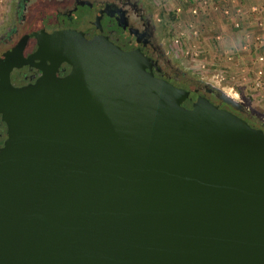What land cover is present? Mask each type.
Masks as SVG:
<instances>
[{
	"label": "water",
	"instance_id": "obj_1",
	"mask_svg": "<svg viewBox=\"0 0 264 264\" xmlns=\"http://www.w3.org/2000/svg\"><path fill=\"white\" fill-rule=\"evenodd\" d=\"M37 50L70 67L14 87L0 59V264H264L261 128L99 34Z\"/></svg>",
	"mask_w": 264,
	"mask_h": 264
},
{
	"label": "flooded vegetation",
	"instance_id": "obj_2",
	"mask_svg": "<svg viewBox=\"0 0 264 264\" xmlns=\"http://www.w3.org/2000/svg\"><path fill=\"white\" fill-rule=\"evenodd\" d=\"M152 0H9L0 21V59L12 65L8 82L20 87L35 82L43 71L63 76L69 65L47 52L37 50L41 34L60 30H75L85 39L99 34L124 51L138 49L147 59L152 75L163 78L175 87L195 91L217 107L226 108L244 118L218 97L220 90L194 77L172 59L167 33L157 18ZM46 54V55H45ZM190 99L182 105L190 107ZM243 106V105H242ZM6 124L0 114V144Z\"/></svg>",
	"mask_w": 264,
	"mask_h": 264
},
{
	"label": "crops",
	"instance_id": "obj_3",
	"mask_svg": "<svg viewBox=\"0 0 264 264\" xmlns=\"http://www.w3.org/2000/svg\"><path fill=\"white\" fill-rule=\"evenodd\" d=\"M196 6L190 9L197 10L202 48L220 55L219 64L234 68V77L241 74L248 86L260 81L257 97L264 101V0H202Z\"/></svg>",
	"mask_w": 264,
	"mask_h": 264
},
{
	"label": "rangeland",
	"instance_id": "obj_4",
	"mask_svg": "<svg viewBox=\"0 0 264 264\" xmlns=\"http://www.w3.org/2000/svg\"><path fill=\"white\" fill-rule=\"evenodd\" d=\"M155 13L167 33V44L172 59L180 67L216 88L227 92L239 101L244 109H250L259 113L264 118V101H259L261 83L256 86L247 85V78L242 80L235 78L232 69H227V64L220 65V55H214L209 47H203L204 43L199 31L203 34L202 27L198 24L196 16L198 6L202 0H152ZM9 0H0V21L4 17ZM207 3V1L205 2ZM195 6L193 13L190 7ZM178 8L176 10L175 8ZM189 8V9H188ZM170 13L176 16L175 21L170 20ZM200 28V29H199ZM199 30V31H198ZM208 48V49H206ZM237 76V75H236Z\"/></svg>",
	"mask_w": 264,
	"mask_h": 264
},
{
	"label": "trees",
	"instance_id": "obj_5",
	"mask_svg": "<svg viewBox=\"0 0 264 264\" xmlns=\"http://www.w3.org/2000/svg\"><path fill=\"white\" fill-rule=\"evenodd\" d=\"M170 20L175 21L176 16L173 13H170ZM246 114L244 116V119L249 123L251 126L259 127L264 131V118L262 115H259L256 111L245 109Z\"/></svg>",
	"mask_w": 264,
	"mask_h": 264
},
{
	"label": "built area",
	"instance_id": "obj_6",
	"mask_svg": "<svg viewBox=\"0 0 264 264\" xmlns=\"http://www.w3.org/2000/svg\"><path fill=\"white\" fill-rule=\"evenodd\" d=\"M175 9L178 10L177 7H176ZM225 9H226V8H225ZM191 11L194 13V12H195V8H191ZM259 58H260V59H264V55L261 54V55L259 56ZM254 84L257 86V85L259 84V82H258V81H255Z\"/></svg>",
	"mask_w": 264,
	"mask_h": 264
}]
</instances>
